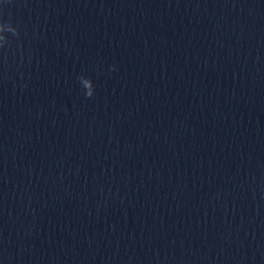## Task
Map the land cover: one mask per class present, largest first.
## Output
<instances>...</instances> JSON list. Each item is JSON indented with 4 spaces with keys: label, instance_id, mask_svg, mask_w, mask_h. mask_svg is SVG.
Masks as SVG:
<instances>
[{
    "label": "water",
    "instance_id": "1",
    "mask_svg": "<svg viewBox=\"0 0 264 264\" xmlns=\"http://www.w3.org/2000/svg\"><path fill=\"white\" fill-rule=\"evenodd\" d=\"M0 264H264V0H0Z\"/></svg>",
    "mask_w": 264,
    "mask_h": 264
}]
</instances>
